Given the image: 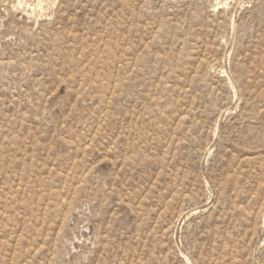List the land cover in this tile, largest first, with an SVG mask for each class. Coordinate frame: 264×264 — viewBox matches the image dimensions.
<instances>
[{"label": "rangeland", "instance_id": "rangeland-1", "mask_svg": "<svg viewBox=\"0 0 264 264\" xmlns=\"http://www.w3.org/2000/svg\"><path fill=\"white\" fill-rule=\"evenodd\" d=\"M0 264H264V0H0Z\"/></svg>", "mask_w": 264, "mask_h": 264}]
</instances>
